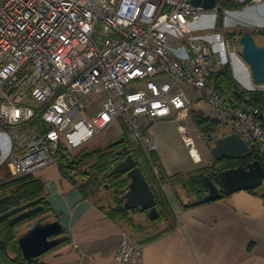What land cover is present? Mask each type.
<instances>
[{"label":"built area","instance_id":"built-area-1","mask_svg":"<svg viewBox=\"0 0 264 264\" xmlns=\"http://www.w3.org/2000/svg\"><path fill=\"white\" fill-rule=\"evenodd\" d=\"M192 1L0 0V168L12 179L33 175L57 164L58 151L74 155L118 126L131 153L149 156L159 151L153 125L183 120L201 100L264 158V111L226 104L212 81L213 51L194 36L220 5L206 11ZM141 257L142 246L123 236L112 264Z\"/></svg>","mask_w":264,"mask_h":264},{"label":"crops","instance_id":"crops-1","mask_svg":"<svg viewBox=\"0 0 264 264\" xmlns=\"http://www.w3.org/2000/svg\"><path fill=\"white\" fill-rule=\"evenodd\" d=\"M228 1L237 16L248 8L253 10L251 21L264 17V0ZM245 2L247 5L241 6ZM251 27L256 28V32H264L255 24ZM260 36L264 39V35ZM168 121H175L174 116ZM157 156L153 165L158 166L161 173L165 171L161 177L186 174L171 173L158 153ZM4 170L9 176L7 169ZM189 173L192 170L187 171ZM33 177L44 183L46 201L56 215L52 221L60 222L61 236L67 239L38 257L40 263L112 264L121 239L128 236L142 246L140 264H264L262 192L240 191L214 201H206V194L205 203L195 205L196 197L186 195L179 185L166 182L161 186L152 181L150 186L157 195L164 194L160 218L151 221L145 213L138 212L130 214L131 222H127L108 218L104 207L84 197L78 187L61 174L58 163L36 171Z\"/></svg>","mask_w":264,"mask_h":264},{"label":"trees","instance_id":"trees-1","mask_svg":"<svg viewBox=\"0 0 264 264\" xmlns=\"http://www.w3.org/2000/svg\"><path fill=\"white\" fill-rule=\"evenodd\" d=\"M220 1L221 0H217V4H219ZM247 3L248 2H245L241 4V6L247 5ZM221 4L232 8L228 0H222ZM261 34H264V32ZM212 81L225 97L228 106L233 108L247 105L264 111V92L246 91L242 89L234 78L230 65L225 64L219 71L212 73ZM192 112H194V110H192ZM197 112L198 115L195 117V120L205 133L209 132L211 128L215 129L219 127L220 123L212 120L202 112ZM126 143L128 145L127 141ZM115 148L108 149L104 146L93 150H83L74 155H66L63 154L62 151H58V167L61 174L69 179L73 185L77 186L83 196L87 198L96 193L101 180L107 179L109 185H104V190L105 187L112 190L115 204L114 208H104L108 218L131 222L129 219L130 214L140 211L138 209L125 210L123 207L121 196L124 194V189L127 185V181L123 179V174L103 177L104 174L123 160V157L118 154V148H120V146ZM132 154L137 162V166L143 171L148 182L149 179H152V181L158 182L161 186L166 182H170L173 186L179 185L186 195L196 197L195 205L205 203L204 196L207 194L205 177H209L217 186H220V179L218 177L220 172L230 168L246 166L248 163L255 160H259L263 163L264 160L263 157L251 149L247 155L215 162L216 168L212 166L210 168L196 170L189 174H175L169 178L161 177L157 180L152 169V165L158 160L156 152H152L147 156L142 149L136 148L132 151ZM93 158H95V163L90 166L91 170L83 171L82 167L84 164H87ZM213 168H215V171ZM78 176L82 180L80 184L76 181V177ZM44 191V183L40 179L34 178L33 175L0 181V216L24 204L36 202L35 206L43 207V213L41 215L50 214L51 219H55L56 215L52 212L46 201ZM249 192L254 194L262 192L260 195L264 199V191L261 187L250 190ZM154 193L156 195L158 209H160V206H162L165 201L162 199L164 194L161 192L160 196V194L157 195L155 191ZM227 196L228 195L221 191L220 199ZM20 226L21 225L10 226L8 219L0 221V264H43L39 262V258L28 261L23 259L16 242L17 237L21 233ZM152 239H154V237L150 240ZM65 241H67V239Z\"/></svg>","mask_w":264,"mask_h":264},{"label":"water","instance_id":"water-1","mask_svg":"<svg viewBox=\"0 0 264 264\" xmlns=\"http://www.w3.org/2000/svg\"><path fill=\"white\" fill-rule=\"evenodd\" d=\"M192 5L202 7L206 11H213L216 8L217 0H193ZM240 46L241 57L249 66L254 83H264V44H257L253 34L247 31L240 39ZM125 143V138L120 137L106 146L108 149L120 146L118 154L123 157V160L103 177L123 174V179L127 181L124 194L121 196L124 209H138L145 213L151 221L158 220L160 212L156 195ZM249 152L247 143L235 133L215 140L214 147L210 150L214 161L247 155ZM218 177L221 188L209 177H205L206 201L219 199L221 191L230 195L261 187L264 182V166L261 161L255 160L246 166L226 169L220 172ZM35 205L36 202H30L0 216V221L8 219L10 226L25 224L24 231L19 234L16 242L23 259L27 261L49 252L66 239L61 236L63 227L60 222L52 221L50 214L41 215L43 207Z\"/></svg>","mask_w":264,"mask_h":264},{"label":"rangeland","instance_id":"rangeland-1","mask_svg":"<svg viewBox=\"0 0 264 264\" xmlns=\"http://www.w3.org/2000/svg\"><path fill=\"white\" fill-rule=\"evenodd\" d=\"M221 1L218 4L220 5V8L216 12V15L212 17H205L198 24L199 28H196L197 30L194 32V36L212 49L215 58V60H213L214 64L212 67L215 72L219 71L223 65L228 64L231 67L234 78L239 83L241 88L246 91H254L255 83L252 79L250 68L241 57L240 39L245 32L249 31L253 34L257 44L262 45L261 42L263 43L264 39H261L260 35H264L261 34L263 31H258V33L255 30L256 28H252L251 25L255 24L257 27H262L260 29H264V17H258L256 20L251 21L253 10L250 11L248 8L243 9L240 15L238 14L237 16L231 8L222 5ZM179 88L186 91V94H188L194 102L199 98L198 95L189 88L183 85L179 86ZM192 109L200 110L202 112L204 111L207 115L209 114V108L202 100L194 103ZM192 109L183 120H179L177 122L168 121L159 125L156 123L152 127L153 137L159 144V151L157 153L164 160L166 167L171 173L185 172L187 174V171L192 170V172H194L196 170H202L203 168H210L212 166L215 167V161L210 153V150L214 147V141L231 133L229 128L224 125H220L215 129L211 128L209 132L205 133L195 120L198 112H192ZM180 124L186 128L187 136L194 141V148L200 157V162L198 163L193 160V157L185 144V140L178 129ZM121 131V127H113L104 134L97 135L90 142L79 148L76 153L78 154L83 150H93L107 146L109 143L120 137L125 138L128 142L126 135H120ZM0 140L5 141L6 138L4 136H0ZM94 163L95 158L90 160L87 164H84L82 170L90 171V166ZM3 168L0 171V181L10 180V175L8 176L4 170L5 168ZM152 168H154V166ZM215 168H213L214 171ZM163 172L165 173V171H162V173ZM76 181L80 184L82 180L78 176L76 177ZM149 181L152 183V179H149ZM106 184L109 185V181H107V179L101 180L96 193L89 198H92L97 204L106 209L114 208L115 204L113 192L106 187L104 190V185ZM263 188L264 182L261 186L262 190ZM24 226L25 224L20 226L21 232L24 231ZM147 230H149V228ZM151 233L152 232H150V234Z\"/></svg>","mask_w":264,"mask_h":264},{"label":"bare ground","instance_id":"bare-ground-1","mask_svg":"<svg viewBox=\"0 0 264 264\" xmlns=\"http://www.w3.org/2000/svg\"><path fill=\"white\" fill-rule=\"evenodd\" d=\"M227 62H228V61H227ZM192 152H193L194 157H195L196 160H197L196 163L200 162V157L198 156L197 151H196L195 148H192Z\"/></svg>","mask_w":264,"mask_h":264},{"label":"flooded vegetation","instance_id":"flooded-vegetation-1","mask_svg":"<svg viewBox=\"0 0 264 264\" xmlns=\"http://www.w3.org/2000/svg\"><path fill=\"white\" fill-rule=\"evenodd\" d=\"M215 162H217V161H215ZM218 187L221 188V186H219V185H218ZM157 206H158V205H157ZM158 208H159V207H158Z\"/></svg>","mask_w":264,"mask_h":264}]
</instances>
